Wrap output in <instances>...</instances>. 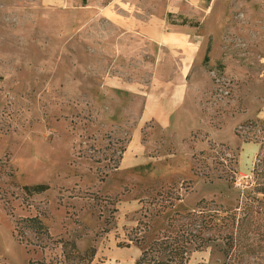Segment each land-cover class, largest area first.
I'll use <instances>...</instances> for the list:
<instances>
[{
	"label": "rangeland",
	"instance_id": "1",
	"mask_svg": "<svg viewBox=\"0 0 264 264\" xmlns=\"http://www.w3.org/2000/svg\"><path fill=\"white\" fill-rule=\"evenodd\" d=\"M58 1L0 0V257L64 264L67 241L134 264L204 199L186 264H264V0H176L158 44L108 0Z\"/></svg>",
	"mask_w": 264,
	"mask_h": 264
},
{
	"label": "trees",
	"instance_id": "2",
	"mask_svg": "<svg viewBox=\"0 0 264 264\" xmlns=\"http://www.w3.org/2000/svg\"><path fill=\"white\" fill-rule=\"evenodd\" d=\"M168 16H171V14H168ZM182 23L185 24V20ZM204 60L207 61V56H205ZM259 167L260 169H258ZM256 172L261 173L259 174L260 177H256L264 179V157L258 159L256 167L253 170L254 174ZM45 187L44 185L38 184L32 186V189L41 191L45 189ZM256 187V192L264 196V181L258 182ZM210 202L213 201L201 199L193 209L181 214L175 213V217L170 218L159 238L153 239L146 244H144V240L135 241L140 247L141 252L134 264H186L189 259L188 256L192 252L200 251L204 247H208L211 239L207 236L205 238L203 234L215 225L213 220L215 215L209 214L207 210ZM30 221H36L40 225V222L36 219H30ZM174 221L178 222L177 226L174 225ZM175 226L176 233H174V235H176L172 236V234L169 233H171V229ZM135 229H137V227ZM141 239H144V237H141ZM118 246L122 247L129 245L118 244ZM63 248L65 258L64 264H90L96 253L94 247H89L84 252H80L73 242L67 241L63 243ZM70 261L74 263H70ZM0 264L9 263H6L5 260L0 257Z\"/></svg>",
	"mask_w": 264,
	"mask_h": 264
},
{
	"label": "crops",
	"instance_id": "3",
	"mask_svg": "<svg viewBox=\"0 0 264 264\" xmlns=\"http://www.w3.org/2000/svg\"><path fill=\"white\" fill-rule=\"evenodd\" d=\"M175 1L176 0H152V8L148 9L147 5H144V0H108L106 3L98 6V13L120 29L138 30L158 44L167 41L166 35L160 29L166 25V15L168 16V14H172L175 11ZM148 2H150V0ZM44 3H56L57 5H61L63 2L58 0H44ZM181 6L183 7V4H181ZM79 7L82 8L87 6L81 5ZM172 103V105H174L175 100ZM261 113L262 111L259 112V114ZM150 117V105L147 103L143 110L142 118L145 119ZM156 118H159L162 123H167L168 121V116L164 114V112L158 113ZM257 148L259 149L258 144ZM121 160V164L129 161V159L127 160V158H125V154ZM131 248L134 247L130 246L128 249ZM192 254L200 255L197 251Z\"/></svg>",
	"mask_w": 264,
	"mask_h": 264
}]
</instances>
